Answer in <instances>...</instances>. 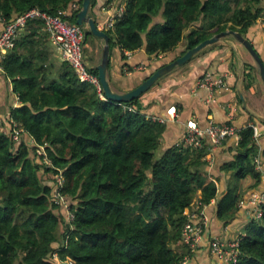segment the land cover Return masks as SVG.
I'll return each mask as SVG.
<instances>
[{"label":"trees","instance_id":"obj_1","mask_svg":"<svg viewBox=\"0 0 264 264\" xmlns=\"http://www.w3.org/2000/svg\"><path fill=\"white\" fill-rule=\"evenodd\" d=\"M260 1L91 0L90 13L97 25L104 5L123 8L107 33L110 53L118 48L121 59L139 50L149 57L171 53L183 41L180 57L220 32L246 38L263 17ZM73 3L81 9L82 0H0V13L9 23L32 8L53 15ZM49 44L42 23L28 20L1 62L19 107L0 120V264H55L54 253L60 264H181L190 255L181 242L183 212L194 200L209 205L218 195L207 143L162 149L166 126L144 112L150 90L128 103L109 102L66 63L52 60ZM168 63L147 70L142 82ZM12 124L19 141L11 137ZM249 125L239 130L231 160L219 167L230 180L252 181L245 194L230 184L221 193L216 217L226 224L238 216V201L263 182L254 168L258 148ZM41 146L49 166L34 156ZM262 150L264 167V144ZM56 176L63 179L60 186ZM56 188L66 210L54 204ZM262 210L261 220L248 222L241 237L237 264H264ZM65 212L74 216L71 222Z\"/></svg>","mask_w":264,"mask_h":264},{"label":"crops","instance_id":"obj_2","mask_svg":"<svg viewBox=\"0 0 264 264\" xmlns=\"http://www.w3.org/2000/svg\"><path fill=\"white\" fill-rule=\"evenodd\" d=\"M114 9L113 4L104 5L95 18L101 22L113 13ZM261 26L256 22L246 34V38L256 49L260 58L261 54L264 58V27ZM1 29L2 26L0 25V31ZM50 44L52 60L56 63H62L61 59L59 61L55 59ZM184 44L182 41L173 52L160 54L157 57H149L143 50L130 52L129 55L124 52V59H121L119 49L114 48L115 54L112 64L110 53L107 68V79L110 87L117 93H125L136 88L134 86L135 80H138L140 84L147 70H153L158 64L168 63L179 57L184 49ZM101 45L102 42L96 39L92 56L89 58L88 66L90 68H96L98 65L97 54L101 51ZM138 67H141V70H138ZM209 72L225 73L229 86L227 91L216 92L212 100L208 98L205 90L195 86L196 81ZM247 74L249 80L246 79ZM248 81H250V86L246 88ZM11 87L10 81L4 77L2 70H0V120L9 115L10 108L19 107ZM259 91L260 97H264V88L250 55L248 54V57L244 58L241 53V46L237 42L233 43L224 39L206 48L186 65L173 70L153 85L149 94L150 107L147 106L148 108L144 112L150 114V118L165 119L166 127L162 140V149H165L179 142L185 132L186 123L191 120L195 121L200 128L207 125L209 118L220 124L229 122L240 129L250 124L249 116L264 123V116L257 113L259 111L251 99V94H257ZM239 92L246 102V109L243 108L242 102L238 98ZM258 130L261 135L255 145L263 148L264 127ZM234 147L232 140H226L221 147L214 148L206 156L208 171L213 173L217 180L218 195L204 210L208 218L206 235L203 243L189 255L187 264H222L211 255L208 242L214 238L224 241L232 240L242 237L246 232L248 220L241 211L233 221L227 224L216 217L217 200L230 184V177L220 173L219 167L224 162L231 160L233 155L231 150L233 151ZM251 183L249 178L240 181L239 190L243 191L244 194L247 193L246 188Z\"/></svg>","mask_w":264,"mask_h":264},{"label":"built area","instance_id":"obj_3","mask_svg":"<svg viewBox=\"0 0 264 264\" xmlns=\"http://www.w3.org/2000/svg\"><path fill=\"white\" fill-rule=\"evenodd\" d=\"M77 12H79V7L76 3L71 4L67 9L59 10L53 15L42 12L37 8H32L9 23L6 22L4 16L0 13V25L2 26L0 31V70L1 62L5 58L6 54L13 49L16 38L25 28L28 20H37L42 23L43 30L47 33L51 45L59 52L61 61L66 63L73 70L81 82L90 83L96 87L98 92H101L98 78L90 71L91 68L88 66L86 61L85 29L76 24H72L69 20L70 17ZM122 14V7L114 9V12L107 16L105 20L98 22L97 27L103 31L104 28L112 29L115 20L121 17ZM260 20L262 23L258 22ZM256 22L264 26V17L259 18ZM126 54L129 55L130 53L126 52ZM138 70H141V67H138ZM195 86L198 89L205 90L210 100H212V97L216 92L229 90L225 73L209 72L198 79ZM101 98L104 99L102 96ZM7 117H9V115H7ZM151 120L162 124L165 122V119L161 118H151ZM249 126L253 128L254 142H257L261 135L260 131L256 126ZM239 130L240 128H237L233 124L222 125L214 122L212 118L208 119L207 125L204 128H200L195 121L191 120L186 123L185 132L177 145L200 148L203 143L206 142L209 147V152H211L214 148L221 147L226 140H232L236 146L240 140V136L238 134ZM19 136L20 130L16 128V125L12 124V139L14 141H19ZM257 148L258 152L253 159L254 168L255 171L259 172L262 176V186L252 194L241 198L237 204V208L245 215L248 222L259 221L263 215V150L259 146H257ZM34 156L41 159L43 164L47 166L50 165L44 146L38 147ZM55 179L57 186H60L63 183L61 176H56ZM52 197L54 204L62 205V207H64V205L67 206L65 199L60 195L57 188L55 189ZM206 206L208 205H202L198 201L194 200L190 208L183 212L186 222L181 230V242L187 247L190 254L203 243L204 236L206 235L208 223V218L204 211ZM64 209L66 210L65 207ZM66 218L71 222L74 219V216L67 213ZM240 241L241 237L228 241L214 238L208 242V249L211 255L214 256L220 263L237 264L241 256ZM52 259L55 264H60L56 253L52 255ZM188 259L189 255L185 256L181 264H187ZM68 264H70V262H68Z\"/></svg>","mask_w":264,"mask_h":264},{"label":"water","instance_id":"obj_4","mask_svg":"<svg viewBox=\"0 0 264 264\" xmlns=\"http://www.w3.org/2000/svg\"><path fill=\"white\" fill-rule=\"evenodd\" d=\"M91 9V0H82L81 9L76 14V25L83 27L85 29V36L88 34L95 37L97 40L102 42L101 45V59L98 65L96 66L97 78L101 87V90L105 96V99L112 103H128L133 100L138 99L140 96L148 92L153 85H155L162 77L169 74L173 70L186 65L191 59L197 56L206 48L213 46L222 40L232 37L235 42H237L241 47L252 58L260 81L264 88V64L252 46V44L243 37L240 33L234 32L231 30L220 32L213 37L199 43L197 46L187 50L182 56L176 58L170 63L164 65L163 67L157 69L153 74H151L147 79L141 82L136 88L125 92L117 93L110 87V84L107 79V68L110 61V47H109V36L103 30L99 29L90 13ZM238 98L242 102V106L246 109V102L242 94L238 93Z\"/></svg>","mask_w":264,"mask_h":264},{"label":"rangeland","instance_id":"obj_5","mask_svg":"<svg viewBox=\"0 0 264 264\" xmlns=\"http://www.w3.org/2000/svg\"><path fill=\"white\" fill-rule=\"evenodd\" d=\"M259 6L260 7H264V0L260 1ZM262 16L264 17V14ZM258 22H261V20L258 21ZM261 27H264V26L262 25ZM110 30L111 29H109V28H104V32L105 33H110L109 32ZM226 39L230 40L233 43L235 42V40L232 37H229V38H226ZM95 42H96V38L95 37H93L91 35H88L86 37V40H85V56H86V61L88 62V64L90 62L89 58L92 56L93 46H94ZM50 46H51V44H50ZM51 49H53L52 51H53V54L55 55V59H57L59 61L60 60L59 52L55 48H53L52 46H51ZM241 53H242V56L244 58L248 57V53L245 51V49L243 47H241ZM114 54H115V51H114V48H112V50H111V64H112V61H113V58H114ZM97 58L99 59V61H98V63H99L100 59H101V51L97 54ZM261 58H262V60L264 62V58H263L262 54H261ZM138 85H139V81L135 80V85L134 86L137 87ZM251 97H252L251 98L252 99V103L257 107L256 109L259 111L257 113H261L264 116V97H262V96L260 97V91L257 94H251ZM252 107H254V106H252ZM254 109H255V107H254ZM160 153L161 152L159 150L156 151V154L158 156H159ZM230 185H231V187L237 188L239 190V182L237 181V179L232 177L231 180H230ZM67 206H68V204H67ZM67 206L64 205V207L66 209L68 208ZM64 207H63V209H64ZM65 214L67 215V212H65Z\"/></svg>","mask_w":264,"mask_h":264}]
</instances>
